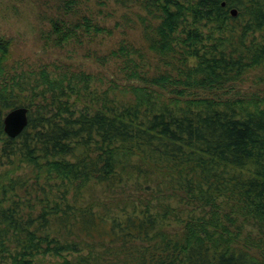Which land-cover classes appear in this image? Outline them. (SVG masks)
<instances>
[{"label": "trees", "instance_id": "obj_1", "mask_svg": "<svg viewBox=\"0 0 264 264\" xmlns=\"http://www.w3.org/2000/svg\"><path fill=\"white\" fill-rule=\"evenodd\" d=\"M27 1L53 57L0 38V264H264V94H215L264 88V0Z\"/></svg>", "mask_w": 264, "mask_h": 264}, {"label": "rangeland", "instance_id": "obj_2", "mask_svg": "<svg viewBox=\"0 0 264 264\" xmlns=\"http://www.w3.org/2000/svg\"><path fill=\"white\" fill-rule=\"evenodd\" d=\"M27 0H0V38L8 37L14 42L15 51L21 53L28 62H32L37 57L52 58L53 55H46L40 53L37 48V41L34 39V34L40 27L34 19V10ZM128 31V30H127ZM130 34V33H129ZM39 51V52H38ZM61 59L67 58L73 64L78 65L83 70H97L100 69L79 57L78 52H68L59 55ZM102 69V68H101ZM246 88V89H243ZM243 90H257L262 91L264 88H251L249 85H233L226 88L223 92H215L220 97H230V93L235 95Z\"/></svg>", "mask_w": 264, "mask_h": 264}, {"label": "water", "instance_id": "obj_3", "mask_svg": "<svg viewBox=\"0 0 264 264\" xmlns=\"http://www.w3.org/2000/svg\"><path fill=\"white\" fill-rule=\"evenodd\" d=\"M230 15H235L234 10L229 11ZM26 109L23 107H16L7 111L2 118V131L10 138L17 136L26 126Z\"/></svg>", "mask_w": 264, "mask_h": 264}]
</instances>
